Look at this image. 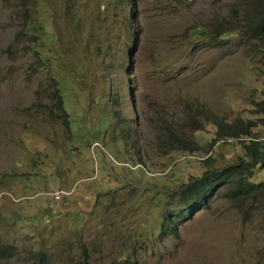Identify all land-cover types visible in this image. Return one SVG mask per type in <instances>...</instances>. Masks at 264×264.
I'll list each match as a JSON object with an SVG mask.
<instances>
[{
  "label": "rangeland",
  "instance_id": "obj_1",
  "mask_svg": "<svg viewBox=\"0 0 264 264\" xmlns=\"http://www.w3.org/2000/svg\"><path fill=\"white\" fill-rule=\"evenodd\" d=\"M245 3L0 0V241L15 248L0 264L37 251L49 264H264L263 201L228 185L199 206L171 195L242 155V137L210 141L215 124L264 133V49L234 26ZM52 77L67 125L47 115Z\"/></svg>",
  "mask_w": 264,
  "mask_h": 264
},
{
  "label": "trees",
  "instance_id": "obj_2",
  "mask_svg": "<svg viewBox=\"0 0 264 264\" xmlns=\"http://www.w3.org/2000/svg\"><path fill=\"white\" fill-rule=\"evenodd\" d=\"M24 0H21L23 2ZM182 1V0H176ZM234 12V8L233 11ZM246 24L241 28V24ZM241 31V34L245 42H248L250 47L257 48L260 50L264 49V0H246L244 9L242 11V18L236 19V24ZM233 26V27H234ZM233 27L229 28V31L234 33ZM196 28L188 27L186 32L195 34ZM203 34V33H202ZM222 35V34H221ZM218 31H213L211 43L214 45H219L220 42L216 39V36L221 38ZM231 35V34H230ZM39 36V35H38ZM35 39V35H28V39ZM41 38V36H39ZM58 78L52 77L50 82L53 86V90L47 93L51 102L49 109L47 110V115L49 117H54L57 119H62V121L67 125L68 119L67 114L63 108V102L60 94L59 84L57 82ZM46 87V86H45ZM49 87V84L47 85ZM46 87V88H47ZM264 104V102L262 103ZM55 112V114H54ZM204 111H200V115L205 117ZM191 117L186 116L185 121L191 122ZM217 127V132L211 138V142L216 140V138H240L241 149L243 151L242 155L237 156L235 163L225 166L219 170H206L200 176L193 177L186 183H183L180 188L172 193L171 195L178 196L180 200L188 207L195 205L205 204V201L212 196L214 189L221 185L230 186L228 190L224 193L227 198L239 199L251 196L255 201L264 202V180L251 181V176L255 170L264 168V133L256 130L253 123L243 124L240 129L235 131L227 132L222 131L219 124H215ZM200 127H196V130H200ZM165 133L168 138L174 143L175 149H191L193 150L192 141L186 142L183 138H180L178 133L174 130H169L165 128ZM250 134V135H249ZM255 134V136H251ZM248 136V138H246ZM157 228V233L159 236L162 235L163 229L169 227L164 219H160L159 223L155 225ZM173 226L169 227V234L173 233ZM15 248L12 244L4 243L0 241V261L3 259L10 258L14 255ZM84 253V251L82 252ZM36 264H49L44 261L45 253L42 251H37ZM118 264H131V261L124 259Z\"/></svg>",
  "mask_w": 264,
  "mask_h": 264
}]
</instances>
